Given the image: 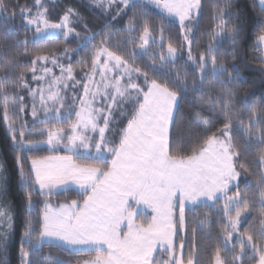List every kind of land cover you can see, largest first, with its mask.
I'll use <instances>...</instances> for the list:
<instances>
[{
  "label": "trees",
  "instance_id": "16d2710c",
  "mask_svg": "<svg viewBox=\"0 0 264 264\" xmlns=\"http://www.w3.org/2000/svg\"><path fill=\"white\" fill-rule=\"evenodd\" d=\"M39 1L49 22H61L72 10L69 14L70 36L37 37L36 27L26 23L21 9L25 12L33 10ZM3 3L6 7L0 10V165H3L0 210L11 217V226L7 219L0 221V264H23L22 248L29 253L28 261L32 264H49L44 259L49 256L54 264H81L96 254L95 251L72 250L62 244L47 243L39 252H33L23 237L26 220L35 222L45 203L82 200L84 193L75 189L40 193L35 185L23 183L20 166L26 175L33 176L32 159L73 154L65 150L63 144L54 148L44 145L48 133L42 130L57 132V129H64L65 144L71 134L70 125L77 119L83 87L94 69L93 61L103 48L139 69L137 81L144 92L148 90V84L156 80L178 93L169 132L170 154L191 156L209 136H224L221 130L230 125L228 143L231 151L236 153L234 168L238 182L222 197L186 208L182 223L179 211L176 212L174 252L180 251L185 263L191 255L193 264H215L219 252L224 264H258L259 248L264 246V240L258 235L264 220L259 195L264 191V59L260 58L264 57V52L258 40L264 34V7L259 1L200 0L199 15L186 22L193 27L191 60L184 54L182 26L145 2L132 1L125 7L116 3L108 8L92 0H3ZM221 19L226 23L221 24ZM146 26L155 38L141 54L138 48ZM169 44L178 51L175 59L167 58ZM212 56L217 65L223 63L226 66L227 74L221 72L216 76L211 71L209 58ZM201 57L208 67L203 80L195 67L202 62ZM69 68L71 74L67 71ZM177 71L185 77L180 83L175 82ZM132 93L142 102V93ZM53 94L55 100L48 98L49 102L41 103V96L47 100L45 98ZM224 101L229 107H225ZM119 102L124 105H118L112 111L105 130V140L110 148L119 145L121 130L127 127L133 109L138 107L133 97L128 102L121 99ZM57 109L58 119L54 118ZM103 120L104 117L99 121L101 126H104ZM201 120L206 122L208 130ZM8 125L23 129V138L17 133V140L34 143L24 149L13 144ZM111 156L109 154L105 161L91 155L73 154L77 163L105 170L110 166ZM237 192L241 200H247L248 207L242 211L246 214L245 219L233 231L231 221L235 211L225 213L223 205ZM28 193H31L34 205L31 210ZM147 216L144 219L151 220L150 215ZM141 220L139 214L137 221ZM247 235L253 237L255 249L246 241ZM167 259V253L159 252L153 258V264Z\"/></svg>",
  "mask_w": 264,
  "mask_h": 264
},
{
  "label": "snow or ice",
  "instance_id": "6c2138e0",
  "mask_svg": "<svg viewBox=\"0 0 264 264\" xmlns=\"http://www.w3.org/2000/svg\"><path fill=\"white\" fill-rule=\"evenodd\" d=\"M103 4L104 0H99ZM127 6L129 0H121ZM169 15L175 14L179 17L181 25L189 14L200 6V0H156ZM113 3V0H108ZM264 3V0H261ZM230 6V5H226ZM3 0H0V10L5 9ZM46 11V10H45ZM63 17L62 24H49L45 19L43 12L36 13L35 17L28 19L26 23L36 26V32L40 33L42 29L39 27L43 23L44 29H60L64 27L68 20L69 14ZM223 10H221L222 14ZM30 11L26 13L21 9V15H30ZM226 21L221 19V24ZM71 31V30H70ZM236 31V30H234ZM67 35V33H65ZM149 29L144 28L141 37L143 45L148 44ZM259 42L264 45V34L258 37ZM190 43V42H189ZM235 43V40H234ZM169 58H173L176 49L168 45ZM98 52L94 65L99 63ZM40 58V57H38ZM47 59V57H42ZM108 58L114 60L116 65L124 66V72L129 73L127 62L122 57L108 53ZM264 59V57H260ZM191 60V54L189 53ZM211 62V71L219 76L221 72L227 74L226 66L221 63L217 65L215 56L209 58ZM164 58L161 56V61ZM201 63L195 64L199 69L201 79H205L203 73L208 70L204 58L201 57ZM195 63V62H194ZM234 68L236 66H233ZM107 69V63L104 64ZM71 74V69L67 70ZM139 73V69H134ZM164 71H167L165 69ZM238 72L239 69L236 68ZM147 81V75L144 74ZM124 77L114 78L111 87L115 93L121 98H126L131 92L142 93V101L137 96L133 98L138 107L133 109L134 114L128 120L127 127L121 130V139L117 147L107 149L114 159L111 160V167L105 170L97 166H80L71 162V157H47L41 160H31L32 175H26L23 166H20V176L25 185H36L37 190L43 194H51L54 189L67 190L69 183H75L79 186L82 193L86 194L83 206L78 205L76 200H72L68 205H62L60 211L54 212L51 205L45 203L43 216L37 217L34 222L27 219L25 222V231L23 237L33 252H39L41 247L47 244H59L63 242L65 245L75 248L76 246H87L90 251H95L97 255L90 261H84L83 264H153V253L156 251V245L160 244L161 248H171L173 244V235L175 225L172 223V200L179 193V219L181 223L184 219V201L195 204L200 198L207 200H215L218 192H225L230 181H233L238 175L232 163L235 152L230 153V136L227 135L230 125H225L221 130L224 140L218 139L216 136H209L203 141V146L194 151L193 155L184 157L181 155H172L169 152L168 127L172 122V112L174 106L178 102V93L170 90L166 85L159 84L156 80H152L148 91L144 92L138 84L128 83L122 86L121 81ZM131 80V75H127ZM22 79V76H21ZM103 79V75H102ZM185 79L179 71L176 74L175 82L180 83ZM109 87L105 84V88ZM88 88L85 86V95H88ZM105 99H111L115 104L116 97L109 96L107 92L101 93ZM228 95H231L229 93ZM50 99L55 100L53 94ZM44 97L41 96V103H44ZM91 103V102H89ZM225 107H229L228 102L224 101ZM112 104L108 105L107 115L104 116V127L99 128V142L95 143V153L85 152V155H91L95 159L105 160V130L109 125V118L112 115ZM59 118V109L56 110ZM96 113V114H94ZM33 110V116H35ZM99 110H89L82 108L76 115L78 120L70 125L69 131L72 133L67 136L69 144L65 147L70 150H76L82 146L89 148L88 137L84 132L97 129L96 119L101 115ZM5 118H7V105H5ZM205 129L208 126L205 121ZM12 132V142L21 149L31 146L33 141L17 140V133L21 138L24 136L23 129H13L12 125H8ZM47 131L49 145L60 144L61 134L64 129H57L53 133L51 129H43ZM19 162V157H17ZM3 165H0V174H2ZM101 177L103 179H101ZM261 205L264 208V191L259 193ZM228 203L223 205L225 213L235 211V219L232 220L231 228L233 231L237 229L241 212L248 207L247 200H241L237 192L235 197H228ZM132 201L137 207L139 205H147L154 207L158 212V216L153 217L151 223L145 227L143 224H135L133 222L134 212L129 208ZM27 202L29 209L34 206L31 200V193L27 194ZM243 204V208H241ZM264 217V210L261 212ZM7 219L9 227L11 217L4 210H0V221ZM231 219V217H230ZM127 220L128 231L121 235L119 228L123 221ZM230 235V234H229ZM258 235L264 240V220L261 221ZM244 238H242L243 240ZM246 241L252 244L253 237L246 236ZM183 248V245H180ZM244 244L241 243L243 250ZM255 249L256 245L252 244ZM258 264H264V246L259 248ZM169 257L173 256L169 252ZM22 259H26L29 253L23 248L21 249ZM49 264H54L52 257H45ZM28 264H32L28 261ZM159 264H167L161 260ZM172 264H177L176 260H172ZM179 264H183L181 260ZM187 264H193L191 255H189ZM215 264H224L219 252L215 257Z\"/></svg>",
  "mask_w": 264,
  "mask_h": 264
},
{
  "label": "rangeland",
  "instance_id": "374dc122",
  "mask_svg": "<svg viewBox=\"0 0 264 264\" xmlns=\"http://www.w3.org/2000/svg\"><path fill=\"white\" fill-rule=\"evenodd\" d=\"M132 1L145 2V3L153 6L154 8H156L157 10H159L160 12H162L163 14H165L167 17H169L170 19L176 21L177 23H179L181 25V23L179 21V17L176 16L175 14L169 15L168 12L161 5L157 4L156 0H129V3H131ZM258 1H259L260 5L264 7V3H261V0H258ZM40 2L41 1L38 2V4L36 5L35 9H33V10L32 9L26 10V13H28L29 11L31 13L30 15H25L26 20L32 19L33 17H35L36 13H38V12H43L44 13V9L41 8V3ZM92 2L95 3V4L103 5L106 8H108L110 5H114L116 3H119L121 6L125 7V5L121 2V0H113V3H111V4L108 3V0H104L103 4H101L99 2V0H92ZM199 11H200V6L197 9H194L189 14V16L185 19L183 25H181L182 26L183 38H184V54H185V56H187V59H189V53H190V50H191L190 48H191V38H192V30H193V27H192V25L190 23L187 24L186 22L188 20H190V19L192 20V19L197 18V16L199 15ZM44 16H45V19H46L45 13H44ZM48 23L49 24H62L63 23V19L59 23H53V22H49V21H48ZM29 26H31V25H29ZM39 27L42 29V31L40 33H37L36 32L37 37H48V36L51 37V36H57V35H64V36L68 37V36L71 35V32H72V29L70 27V20H68L67 24L64 27L60 28V29H47V30H43L44 29L43 23H40L39 24ZM65 33H67V35H65ZM149 33H150V35L148 37V44L147 45H143V41L141 39V43H140V46L138 48V52L141 53V54L142 53H145L148 50V48L150 46V43L155 38L154 35L151 33L150 30H149ZM260 45H261V47L263 49V52H264V45H262L261 43H260ZM99 53H100V55H99V63H98V65H94V69L90 73L89 80H88L87 84H85V86L89 90L88 91V95H85V92H84V89H83L81 103H80V108H79V112L81 111L82 108H85V109H89V110H92V109L99 110L100 113H102L101 115H99L97 117V119L95 121L96 124H97V129L96 130H92L90 128L89 130H87L86 132H84V135H86L88 137V141H89L90 138H93V136H94L95 137V140L97 142H99V131L98 130H99V128L104 127V126H101V124L99 123V121L105 115H107L108 105L109 104H112L113 110L118 105H121V106L124 105L123 103L119 102V100L121 98L115 93L114 88L111 87V84L114 83V78L124 77L122 79V81H121V85L122 86L127 85L128 83H135V84H138L139 85V83L137 81V78L139 77V75H138L137 72L134 71V68L131 65H129L127 63V68L129 70V73L128 74H130L131 77H132L131 80H128V78H127V75L128 74H126L124 72V66L123 65L118 66V65H116V63H115L114 60H111V59L108 58V53H111V52H109L108 50H106V49L103 48V49L99 50ZM177 56H178V51L176 49L175 56L173 58H171V59H175ZM96 58H95V60H96ZM167 58L170 59L169 58V52H168V45H167ZM105 63H107V65H108V68L107 69L104 68V64ZM204 63L207 64V62H205V61H204ZM102 75H103V79H102ZM105 84H108L109 87L105 88ZM85 86L83 88H85ZM139 86L141 87V85H139ZM149 86H150V83L148 84V87ZM104 92H107L109 94V96H115L117 102L115 104H113V101L111 99H105L101 95V93H104ZM132 97L135 98L136 96H135V94H133L131 92L130 94H127L126 95V98L123 99V101L124 102H128L129 99L132 98ZM48 98H50V97L45 98L47 100H44V101L45 102H49L51 99L48 100ZM89 102H91V103H89ZM175 110H176V106H174V108H173L172 120H173V117H174ZM94 114H96V113H94ZM77 120H78V117H77L76 121ZM171 123L169 124V127H168V141H169V132H170V128H171ZM53 133H56V132H53ZM71 134H69V135H71ZM63 135H64V133L61 134V141L62 142L60 144L49 145L47 143L48 138L43 142V144L44 145H47L50 148H54V147H57V146H61L63 144L62 147L65 150H68V151H71V152H75L76 154H80L81 153V154L85 155L84 154L85 152H90L91 149H89V148L88 149H85L82 146L78 147L76 150H70L69 148L65 147V145H68L69 144V140L66 139V142L64 144ZM217 138L220 139V140H224L225 137L224 136H221V137H217ZM104 149H105V154H106V157H107L110 154V152H107V149L108 148L104 147ZM231 152L232 151H231V148H230V153ZM93 153H95V148L93 149ZM42 158H46V157H40L38 159H42ZM232 163H233V166H234V155L232 157ZM83 166H88V165H83ZM110 167H111V163H110L109 168ZM234 170H235V168H234ZM32 174H33V177H34V172H32ZM237 182H238V175L235 177V179L233 181H230L229 182L228 187H227V190H226V193L233 186H235L237 184ZM68 185H74V184L69 183ZM37 187L38 186L35 185V188L36 189H37ZM77 188H79V186ZM39 192L42 193L41 191H39ZM55 192H59V191H52V193H55ZM224 194H225V192H218L217 193V198L222 197ZM179 195L180 194L177 193L176 197H174L173 200H172V217H171V220H172V223L174 225L176 223V221H175L176 212L179 211V208H180ZM212 201H214V200H207V199H205L203 197L200 198L195 204H192L189 201H184V210L186 208H192V207H194L196 205L203 204V203H210ZM129 203L132 205L129 210L135 213V215L133 216V222L135 224H143L145 227H147L148 224L152 222L153 217L158 216V212L156 211V209L154 207L147 206V205H143V204H141V205H139V207H137L134 203H132L131 200L129 201ZM177 208H178V210H177ZM41 214H40V217H41ZM139 214L142 216V220L140 222L137 221V217L139 216ZM147 215H150L151 220H147V221L145 220L146 218H148ZM245 216H246V214L244 212H241V216L239 218V223L237 224V228L240 226V224L242 223V221L245 219ZM231 223H232V221H231ZM121 224L124 226V228H122V229L126 233L128 231V228H127V220L123 221ZM120 228H119V231L121 233V230L122 229H120ZM175 229L176 228H174V235H173V238H172L173 239V244H172L171 248H161V245L160 244H157L156 245V251L153 253V258L159 252H161V253H167V254L169 252H172L174 255L171 256V257H169V254H168V259L166 260L167 264H169L170 260H172V259L176 260L177 261V264H179V262L181 261L182 255H181V252L180 251L179 252H174ZM63 245L66 246V247H68L69 249H72V250H88L87 249V246H76L75 248H73V247L68 246V245H65V244H63ZM96 255H97V253L94 255V257ZM92 259L85 260V261H90ZM83 262L81 264H83ZM23 264H28V257L26 259H24ZM183 264H187V263L183 262Z\"/></svg>",
  "mask_w": 264,
  "mask_h": 264
},
{
  "label": "crops",
  "instance_id": "0c3cea01",
  "mask_svg": "<svg viewBox=\"0 0 264 264\" xmlns=\"http://www.w3.org/2000/svg\"><path fill=\"white\" fill-rule=\"evenodd\" d=\"M104 135H105V133H104ZM88 143H89V149H91L90 152L93 153V149L95 148L94 145H95V143H97V141L95 140V137L93 136V138H90L89 141H88ZM102 147L103 148L106 147L108 149L110 148L109 145L107 144L106 140H105V144ZM69 152H71V151H69ZM71 153L76 154L75 152H71ZM73 154H56V155L46 156V158L47 157H71V162L72 163L77 164V165H80V166H83V165L77 163L74 160ZM42 159H44V158H42ZM112 159H114V156H111V160ZM37 160H41V159H37ZM101 179H102V177H101ZM72 184H74V185H68L67 186V189H75V190H77V191H79V192L82 193V191L79 188H77L78 187L77 184H75V183H72ZM53 191H62V190L54 189ZM85 198H86V194H84L82 200H76L78 202V205H80L82 207L83 206V201H84ZM70 203L71 202H65V203H61V204H53V203H47V204L51 205L52 211L58 212V211H60L62 205H68ZM44 208H45V206H44ZM43 211H44V209H43ZM43 211H42V214H41V218L43 216ZM120 227H121L120 229L124 228V226L122 224L120 225ZM124 233H125V231L122 229L121 230V235H123ZM59 244H62L63 245L64 243L63 242H60Z\"/></svg>",
  "mask_w": 264,
  "mask_h": 264
}]
</instances>
